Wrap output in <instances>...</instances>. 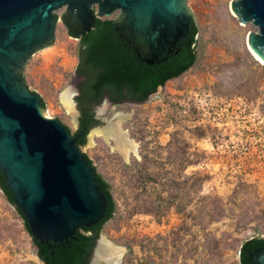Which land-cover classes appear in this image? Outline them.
Listing matches in <instances>:
<instances>
[{
	"label": "rangeland",
	"instance_id": "rangeland-1",
	"mask_svg": "<svg viewBox=\"0 0 264 264\" xmlns=\"http://www.w3.org/2000/svg\"><path fill=\"white\" fill-rule=\"evenodd\" d=\"M230 1L186 0L197 27L188 71L142 103L93 108L99 124L80 151L110 186L116 210L99 236L122 248L120 264H238L241 243L264 237V65L246 42L257 28L240 23ZM64 13L54 12V40L29 58L23 81L46 117L74 133L77 40L62 24ZM66 91L71 112L61 100ZM116 113L129 114L121 126L136 153L127 160L90 138ZM0 264H43L1 190Z\"/></svg>",
	"mask_w": 264,
	"mask_h": 264
},
{
	"label": "water",
	"instance_id": "water-1",
	"mask_svg": "<svg viewBox=\"0 0 264 264\" xmlns=\"http://www.w3.org/2000/svg\"><path fill=\"white\" fill-rule=\"evenodd\" d=\"M61 7L83 32L95 17L118 11L116 29L124 28L125 38L144 53L147 64L177 50L181 39L189 42L193 22L186 0H0V170L37 242L70 238L80 226L101 219L106 206L76 138L58 120L46 117L39 97L23 81L29 58L53 42L54 12ZM230 9L240 23L257 28L246 41L264 63V0H231ZM251 260L264 264V249L252 253Z\"/></svg>",
	"mask_w": 264,
	"mask_h": 264
},
{
	"label": "trees",
	"instance_id": "trees-1",
	"mask_svg": "<svg viewBox=\"0 0 264 264\" xmlns=\"http://www.w3.org/2000/svg\"><path fill=\"white\" fill-rule=\"evenodd\" d=\"M56 17V14H54ZM62 24L68 36L78 38L76 51L75 75L82 77L79 92L74 100L79 113L78 128L74 133L65 128L71 137L76 138V146L85 142L87 132L99 124L93 114V108L98 106L104 97L113 104L128 101L144 102L150 95L163 87L168 81L181 76L188 71L196 61L195 36L197 27L194 22L189 24L190 41L181 40L177 43V50L161 55L158 63L147 64L144 53L132 47L130 40L125 38L123 28H118L111 17L94 19L89 31L83 32L79 26L70 24L67 15L61 16ZM40 106L44 103L40 99ZM93 170L94 177L104 195L106 206L104 215L95 224L80 226L74 234L62 242H37L31 237L30 230L22 212L16 207L26 232L31 237L35 253L43 264H88L95 241L102 227L113 217L116 205L110 186L96 170L92 161L82 153ZM0 190L5 199L12 205L13 197L6 180L0 170ZM258 249H264V237H251L243 241L238 249V264H253L250 254Z\"/></svg>",
	"mask_w": 264,
	"mask_h": 264
},
{
	"label": "bare ground",
	"instance_id": "bare-ground-1",
	"mask_svg": "<svg viewBox=\"0 0 264 264\" xmlns=\"http://www.w3.org/2000/svg\"><path fill=\"white\" fill-rule=\"evenodd\" d=\"M247 42V41H246ZM250 54L255 60L264 65V63L251 51L247 44ZM71 91H66L61 95L62 103L67 112L72 111ZM129 118L127 113H116L113 119L103 127L94 128L91 136H98L110 145L113 151L120 154L125 160L131 154L136 153V144L129 137L128 133L122 129V123ZM122 248L101 237L95 250V256L91 264H120L122 258Z\"/></svg>",
	"mask_w": 264,
	"mask_h": 264
},
{
	"label": "flooded vegetation",
	"instance_id": "flooded-vegetation-1",
	"mask_svg": "<svg viewBox=\"0 0 264 264\" xmlns=\"http://www.w3.org/2000/svg\"><path fill=\"white\" fill-rule=\"evenodd\" d=\"M65 14L67 15V17H68V21L70 22V24H72V25H75V26H79L80 27V25H78V24H76V23H74L73 21H72V19H71V17L68 15V13H66L65 12ZM119 28H123V27H119ZM80 29H81V27H80ZM123 30H124V28H123ZM125 31V30H124ZM76 39V38H75ZM77 41L79 40L78 38L76 39ZM181 40H186V39H181ZM180 40V41H181ZM187 41V40H186ZM132 47L137 51L138 50V48L137 47H135V46H133L132 45ZM75 77L77 78V84H76V91H77V94H78V92H79V84H80V81H81V79H82V77H78V76H76L75 75ZM105 99H107V101L106 102H109L110 104H113L111 101H109V99L107 98V97H104V99L102 100V101H105ZM128 102H131V103H135V102H133V101H128ZM81 136V133H79L77 136H76V138H78V137H80ZM259 250V249H258ZM257 251V250H256ZM255 252V251H254ZM253 252V253H254ZM252 254V253H251ZM251 254H250V257H251Z\"/></svg>",
	"mask_w": 264,
	"mask_h": 264
}]
</instances>
